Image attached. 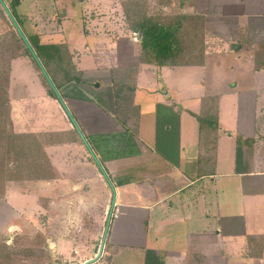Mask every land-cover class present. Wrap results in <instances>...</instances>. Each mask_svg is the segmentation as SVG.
Listing matches in <instances>:
<instances>
[{"label": "crops", "instance_id": "1", "mask_svg": "<svg viewBox=\"0 0 264 264\" xmlns=\"http://www.w3.org/2000/svg\"><path fill=\"white\" fill-rule=\"evenodd\" d=\"M195 2L215 37L205 63L163 66L193 76L182 82L187 91L173 85L172 92L163 81L160 88L162 67L146 64L133 76L132 103L119 112L116 98L123 92L112 103L64 98L116 192L95 264H264V66L256 65L264 43V0ZM110 3L100 12L113 8ZM130 42L138 44L136 37ZM128 67H116L112 78L118 82ZM85 70L79 58L81 78ZM143 71L153 79L144 86L136 82ZM33 87L29 100L40 106L41 116L33 129L20 132L47 136L45 150L56 174L38 181V188L50 190L48 210L40 213L47 214L46 222L67 223V229L85 221L96 228L107 221L112 189L62 106L41 81ZM208 96L218 98L219 129L213 134L202 132L197 118ZM51 104L62 114L61 125L52 120L56 112L44 109ZM20 198L18 217L34 221L27 197ZM70 235L48 238L49 248L67 264H83L99 244L97 232L82 242Z\"/></svg>", "mask_w": 264, "mask_h": 264}, {"label": "rangeland", "instance_id": "2", "mask_svg": "<svg viewBox=\"0 0 264 264\" xmlns=\"http://www.w3.org/2000/svg\"><path fill=\"white\" fill-rule=\"evenodd\" d=\"M4 1L11 12H15L16 21L17 19L18 21L20 20L27 32L38 33L44 42H53L64 46L72 56L73 70L78 69L79 58L86 64L85 73L87 75L83 76L84 78H81L79 83L69 82L65 84L69 86L58 89L63 99L74 95L83 100L91 98L98 102L112 103L114 102L113 98L116 97L115 95L123 92L121 96L119 95L120 98L118 95V99L116 98L118 112L123 110L122 107L124 105L132 103V93L130 92L132 91L131 87L133 86L135 72L137 74V72L145 69V66L147 67L146 64L142 63L141 66H137L139 65L140 51L137 43L130 42V39L135 41L137 36L130 29V22L123 10L126 2L136 3L138 9L149 14H159L161 16H172L177 13L201 15L204 17L206 28L205 15L199 12L200 8L196 5L195 0H113V2L112 0ZM109 2H111L110 5L113 8H106L104 12H100L103 4H108ZM90 7H95V12ZM130 8L134 9L135 7L130 6ZM96 23H99V25L95 30L99 31L93 29ZM15 31L16 29L0 4V45L2 39L10 46V51L7 52L9 55L1 53L0 50V56L4 60L11 56L15 57L11 60L9 99L13 128L16 132H20L33 129L32 122L41 116L40 106L29 100L32 97L29 95L36 94L33 87L34 83L37 84L38 81H41L46 92H48V88L41 76V71L33 63L31 57L22 55L21 51L15 49L12 37ZM206 34L209 46L210 40L215 37L207 29ZM4 60L0 62V65L6 67V63L3 64ZM125 63L129 66L125 68L127 73L123 74L122 78L117 82L116 79L112 78L113 72L116 67ZM150 67L155 70L157 68L151 65ZM161 73L163 77L159 79L158 86L160 85V88L164 87L163 81L166 86L171 88L170 91L172 92L174 91L173 85H178L181 92L187 91V85L182 82L193 80L192 75L182 74V68L170 71L169 67H162ZM166 74L168 76H165ZM57 76L58 83L63 85L65 80L60 77L61 75ZM151 78V74L143 71L141 80L138 79L136 82L144 86L148 84L149 80L153 81ZM73 84L75 86H71ZM192 89L194 90V87ZM147 95V93H139L137 97L144 100ZM103 96L104 98H102ZM53 98L56 99L55 97ZM57 101L56 103L60 104ZM51 105L54 111L53 108L51 109L47 106L44 109L52 113L56 112L52 120H58L60 123L57 124L61 125L62 114H59L57 104ZM134 110L131 109L130 111L134 112ZM226 116L228 117L229 114L226 115V110L224 109L223 118L225 119ZM39 136L42 142L46 144L47 136L44 134H39ZM5 163L10 169L17 165V162L13 160L5 161ZM38 181L43 180L29 178L11 180L7 181L4 187H0V244H10V247L5 249V253L10 255L9 260L3 259V264H22L23 262L26 264H67L66 261L61 259V256L52 253L47 242L48 238H55L57 233L58 236L61 234V237H63L62 235H65V233L70 235L72 232L71 235L75 236L76 241L82 242L89 240L85 238L88 232L96 231L98 236L97 239H94L95 243H100L101 241L106 221L98 223L96 228H92L89 221L73 223L75 225L72 227L68 225L70 227L68 229L67 223L64 222H46L47 214L40 213V208L43 207L48 210V194H50V190L48 188H38ZM23 195L27 197L26 199L30 204V214L33 215L34 221L23 220L16 213L17 204L20 205V199H22L20 197H23ZM26 209L29 208L26 207ZM3 226H5L4 230H2ZM72 228L73 231L70 232ZM75 228L76 230H74ZM70 236H68L69 239H71Z\"/></svg>", "mask_w": 264, "mask_h": 264}, {"label": "trees", "instance_id": "3", "mask_svg": "<svg viewBox=\"0 0 264 264\" xmlns=\"http://www.w3.org/2000/svg\"><path fill=\"white\" fill-rule=\"evenodd\" d=\"M130 6L135 8L131 9ZM123 10L130 22V29L137 36L141 63L157 67L200 66L205 63L208 38L203 16L188 13H177L172 16L149 14L142 12L136 7V3L131 2H126ZM12 13L17 17L14 11ZM18 24L59 90L61 87L69 86L65 85L69 82L79 83L80 73L72 69L74 66L72 56L64 46L44 42L38 33L27 32L20 20ZM12 37L15 49L21 51L22 55L31 57L38 67L19 34L15 31ZM0 50L3 54L10 51L9 44L2 39ZM13 58L15 57L11 56L4 60L0 56V62L4 60L3 64L6 63V67L0 65L2 67L0 69V187H4L6 182L11 180L25 178L51 180L56 175L45 150V143L42 142L39 134L16 132L13 128L9 99L10 68ZM256 65L257 67L264 66V43L256 54ZM57 75H61L60 77L65 80L63 85L58 83ZM41 76L47 84L48 93L55 97L48 82L42 74ZM202 108V113L197 115L200 129L203 130L202 132L213 134L212 132H216L218 128V98L204 97ZM244 142L251 144V139ZM12 160L16 161L17 165L10 169L5 161ZM8 247L10 244H0V264H3V259L9 260V253H5Z\"/></svg>", "mask_w": 264, "mask_h": 264}, {"label": "water", "instance_id": "4", "mask_svg": "<svg viewBox=\"0 0 264 264\" xmlns=\"http://www.w3.org/2000/svg\"><path fill=\"white\" fill-rule=\"evenodd\" d=\"M0 4L2 5L4 11L6 12L7 16L9 17L11 23L13 24V26L16 29L17 33L19 34L20 38L22 39V41L24 42L26 47L29 49V51H30L32 57L34 58V60L36 61V63L38 65L42 75L44 76V78L48 82L51 90L54 92L56 99L59 101V103L62 106V108L64 109L66 115L69 117V119L72 122L73 126L75 127V129L79 133V135H80L81 139L83 140L84 144L89 149V151H90V153L92 155V158L97 163L98 167L102 171L104 177L106 178V180L108 181V183H109V185H110V187L112 189L113 199H112L111 209H110L109 214H108V218H107V221H106V225H105V229H104V232H103L102 239H101L100 243L95 247V252L91 256V258H89L88 260H86L83 263V264H92V263L96 262L101 257V255L103 253V250H104V247H105V242H106V239H107L108 230H109L111 218L113 216L114 207H115V194H116L115 187H114L112 181L110 180L109 176L107 175L106 171L104 170V168H103L102 164L100 163L99 159L97 158L96 154L93 152L92 148L90 147L89 142L87 141V139H86L85 135L83 134L82 130L79 128V126H78L76 120L74 119L72 113L68 109V107L66 105V102L63 99L62 95L60 94L58 88L53 83V81H52L51 77L49 76L47 70L45 69V67L43 66V64L39 60L36 52L34 51L33 47L31 46V44H30L28 38L26 37L24 31L22 30V28L20 27V25L16 21L14 15L12 14V12H11L10 8L8 7L7 3L4 0H0Z\"/></svg>", "mask_w": 264, "mask_h": 264}]
</instances>
